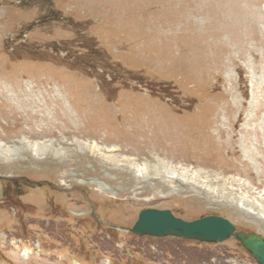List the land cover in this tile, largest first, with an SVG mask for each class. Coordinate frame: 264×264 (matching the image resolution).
Masks as SVG:
<instances>
[{"label":"rangeland","instance_id":"1","mask_svg":"<svg viewBox=\"0 0 264 264\" xmlns=\"http://www.w3.org/2000/svg\"><path fill=\"white\" fill-rule=\"evenodd\" d=\"M148 207L264 237V0H0V264H259Z\"/></svg>","mask_w":264,"mask_h":264},{"label":"water","instance_id":"2","mask_svg":"<svg viewBox=\"0 0 264 264\" xmlns=\"http://www.w3.org/2000/svg\"><path fill=\"white\" fill-rule=\"evenodd\" d=\"M132 231L139 235H175L206 242H222L234 236L260 264H264V237L237 231L234 224L222 216L207 215L188 221L176 217L171 210L146 208L139 213Z\"/></svg>","mask_w":264,"mask_h":264}]
</instances>
